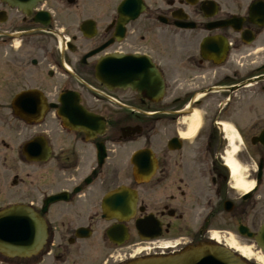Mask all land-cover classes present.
<instances>
[{"label": "flooded vegetation", "instance_id": "obj_1", "mask_svg": "<svg viewBox=\"0 0 264 264\" xmlns=\"http://www.w3.org/2000/svg\"><path fill=\"white\" fill-rule=\"evenodd\" d=\"M122 1L0 0V211L40 227L0 264H124L215 235L264 264V0ZM134 61L149 88L122 85Z\"/></svg>", "mask_w": 264, "mask_h": 264}, {"label": "water", "instance_id": "obj_2", "mask_svg": "<svg viewBox=\"0 0 264 264\" xmlns=\"http://www.w3.org/2000/svg\"><path fill=\"white\" fill-rule=\"evenodd\" d=\"M11 5L18 6L19 8L27 9L28 6L34 4L37 0H5ZM140 4H136L134 15L139 13ZM119 7V12H121ZM133 15V16H134ZM105 59L101 58L98 64L99 73L97 79L107 87L109 85L108 75L105 73ZM117 61V60H116ZM119 65V64H118ZM120 66V65H119ZM127 72H119L127 75V79L122 85H126L133 90H143L150 87L148 81L149 76L153 78L152 69L150 66L142 68L136 61L127 63ZM149 68V69H148ZM132 72V74H131ZM151 78V79H152ZM121 81H117L115 85H120ZM148 84V85H147ZM24 210H4L0 212V253L4 255H24L25 250V237L28 234V227L35 231V236L40 235V227L35 221L30 225L24 219ZM15 215H21L19 218L14 219ZM38 239V238H37ZM36 239V240H37ZM257 241L264 250V225L259 231ZM35 244V243H34ZM127 264H245L238 257L234 256L229 250L215 246L212 244H201L195 247H190L178 255L167 258H148L131 261Z\"/></svg>", "mask_w": 264, "mask_h": 264}, {"label": "bare ground", "instance_id": "obj_3", "mask_svg": "<svg viewBox=\"0 0 264 264\" xmlns=\"http://www.w3.org/2000/svg\"><path fill=\"white\" fill-rule=\"evenodd\" d=\"M214 239H215V240H218L216 235L214 236ZM230 246L236 248L232 243H231ZM236 249H238V251H239L243 256H245V257L250 256V252H249L247 249H245V248H236Z\"/></svg>", "mask_w": 264, "mask_h": 264}, {"label": "rangeland", "instance_id": "obj_4", "mask_svg": "<svg viewBox=\"0 0 264 264\" xmlns=\"http://www.w3.org/2000/svg\"><path fill=\"white\" fill-rule=\"evenodd\" d=\"M230 244H231V243H230ZM232 244H233V245H235V246H238V244H237V243H235V242H234V243H232Z\"/></svg>", "mask_w": 264, "mask_h": 264}]
</instances>
